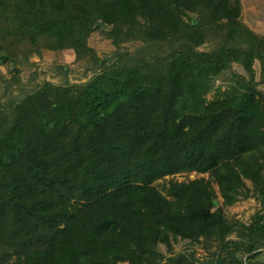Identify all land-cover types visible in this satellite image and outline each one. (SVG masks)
<instances>
[{
    "label": "trees",
    "instance_id": "obj_1",
    "mask_svg": "<svg viewBox=\"0 0 264 264\" xmlns=\"http://www.w3.org/2000/svg\"><path fill=\"white\" fill-rule=\"evenodd\" d=\"M240 12V0H0V51L15 66L66 49L96 66L87 40L100 28L115 47L87 81H44L0 105V264H264L252 261L264 249V37ZM233 63L247 77L208 98ZM191 172L207 177L169 179L166 194L154 184ZM243 193L260 203L248 224L223 210ZM178 239L217 248L207 261L160 252Z\"/></svg>",
    "mask_w": 264,
    "mask_h": 264
},
{
    "label": "rangeland",
    "instance_id": "obj_2",
    "mask_svg": "<svg viewBox=\"0 0 264 264\" xmlns=\"http://www.w3.org/2000/svg\"><path fill=\"white\" fill-rule=\"evenodd\" d=\"M240 3V22L247 26L255 35L264 37V0H240ZM105 30L106 28H100L96 32H93L87 40L88 45L94 49L99 58L96 66L93 64L91 58L75 61L74 52L70 49L63 51L43 50L40 57L31 55L28 60V65L26 66H22L21 64L15 66L7 59L6 55L0 51V105L7 102L10 98L12 99L13 97L24 95L30 90H34L44 81H50L56 84L63 83L64 81L70 84L87 81L97 71V67L101 64L102 59L110 56L115 50L111 40L106 38ZM141 46V42L138 41L124 43L122 47L124 51L133 52L141 48ZM215 46L216 39L210 38L207 39L199 49L211 50ZM93 66L95 67L93 68ZM253 67L256 70V79L259 80L260 65L258 60L254 62ZM233 73L246 77L248 75L240 64L233 63L230 69L225 70L223 74L214 80L213 89L207 97L211 98L213 96L216 87L220 86V89L224 90L232 84L231 80ZM10 82L11 84L14 82V84L10 85V88L6 90L5 88ZM259 88L264 91L263 85H259ZM202 176L207 177V174L195 172L181 173L158 180L154 184L162 193L166 194L165 187L169 179L188 181ZM245 184L248 188H251V182L249 180H245ZM214 188L217 189L215 185ZM219 201L218 205H221V199ZM259 209L260 203L258 199L251 194L245 196L244 193L239 196L238 201L233 205L223 208L224 214L228 219L239 220L245 224L250 223L252 216L255 215ZM228 239L236 241L238 238L234 232L230 234ZM216 248L217 246L213 244L209 251L204 249L200 243L190 245L188 241L181 239L172 242V251L168 250V247L164 243L159 244L160 252L166 257L178 253L192 252L195 258L200 261L209 260L212 252ZM243 260L248 261L246 256L243 257ZM252 261L255 263L264 262V249H259L256 256L252 258ZM119 264H127V262H121Z\"/></svg>",
    "mask_w": 264,
    "mask_h": 264
},
{
    "label": "water",
    "instance_id": "obj_3",
    "mask_svg": "<svg viewBox=\"0 0 264 264\" xmlns=\"http://www.w3.org/2000/svg\"><path fill=\"white\" fill-rule=\"evenodd\" d=\"M214 205H215V206L218 205V201H217V200L214 201Z\"/></svg>",
    "mask_w": 264,
    "mask_h": 264
}]
</instances>
